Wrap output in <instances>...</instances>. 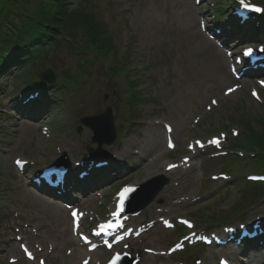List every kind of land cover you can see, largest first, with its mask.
<instances>
[{"label":"rangeland","instance_id":"1","mask_svg":"<svg viewBox=\"0 0 264 264\" xmlns=\"http://www.w3.org/2000/svg\"><path fill=\"white\" fill-rule=\"evenodd\" d=\"M28 1L32 8L35 7L36 0ZM91 1L106 27L117 33L114 37L116 60L120 64L126 62L127 78L136 80L138 89L126 91L123 76L113 82L106 76L107 66L96 63L88 78L80 76L76 86L65 85L53 92L48 97L49 110L41 118L32 119L18 112V98L27 85L16 84V73L0 76L3 86L0 88V264H40L42 258L47 262L56 253L64 257L63 264H81L82 260L89 259L90 264L109 261L112 253L104 249L91 254L86 248L79 247L77 238L70 234L71 219L65 203L32 185L36 171L50 166L64 154L75 168L84 155H88V148H96L92 131L81 125L80 119L97 116L107 108L112 109L116 140L112 145L103 144L102 150L110 158L108 165L116 172L110 181H102L94 191L75 194V203L85 214L82 229L89 231L97 223L109 219L116 208L120 190L138 186L167 172L163 176L170 184L142 216L132 218L134 228L151 222L156 223L155 228L133 241L131 248L122 245L118 253L131 258L138 256L137 264H196L200 260L218 264L220 257L229 258L233 264H260L257 259H264V250L242 257L243 249L192 247L186 243L183 252L173 256L167 254L182 238L180 231L184 236L190 233L176 223L179 218L193 222L194 230L206 235L222 233L223 225L212 222L218 213L231 216L233 219L227 225L232 227L259 219L264 225V200H241L247 177L264 172L253 169V162L248 157L239 167L234 158L235 151L228 149L243 133V128L232 122L233 118L247 114L252 118V127L259 130L255 119L259 114L264 115V87L260 83L264 82V71L256 73L254 82L235 80L230 66L235 64L244 47L256 44H249L242 35L228 30L229 35L223 34L219 40L224 42V51L211 36L217 35L215 27L228 21L224 18L217 24L213 12L223 8L228 17L231 2ZM252 3L264 8L260 2ZM202 23L209 28V35L204 33ZM261 41L264 43V39ZM207 43H212L225 60V69L233 83L220 84L213 65L215 59ZM227 51L233 54V59L227 58ZM52 60L53 67L45 66L41 70L51 69L57 76L55 84H46L47 87L57 85L63 72L74 67L76 57L62 51ZM232 88L234 91L227 94ZM134 93L143 101H133L130 95ZM133 112L137 113L136 123L130 124L127 117ZM164 124L173 130L178 125L184 126L182 136L177 140L173 137L176 144L173 152L166 147ZM158 134L161 135L162 150L153 152L152 159L150 153L139 154L142 145L151 136L156 139ZM217 140L219 143H215ZM219 147H224L221 155L216 153ZM15 160L27 162L23 172L16 169ZM172 166H176V170L168 172L167 168ZM84 167L89 168L87 164ZM253 193L250 189L246 195ZM57 208L63 212L55 219ZM65 213H68V225H62ZM159 221H170L175 227L165 229ZM65 230L72 238V245L63 243ZM20 244H25L36 254L33 262L24 259L18 248Z\"/></svg>","mask_w":264,"mask_h":264},{"label":"trees","instance_id":"2","mask_svg":"<svg viewBox=\"0 0 264 264\" xmlns=\"http://www.w3.org/2000/svg\"><path fill=\"white\" fill-rule=\"evenodd\" d=\"M264 5V0H251ZM31 7L28 0H2L0 2V76L17 74L16 84L23 83L42 93L41 99L27 109L36 113L48 110L53 92L65 85L76 86L80 76L88 78L96 63L106 67V76L113 82L119 77L126 79V91L138 89L136 80L130 81L127 65L115 57L114 37L116 32L108 29L99 16L97 7L90 0H36ZM223 16L224 10H220ZM234 27H238L232 24ZM248 39H264V14L253 24L247 25ZM65 51L76 57L73 68H68L58 79L57 85L47 87L38 81V72L45 66L53 67V58ZM115 57V58H114ZM60 87V88H59ZM0 88L3 86L0 84ZM130 95L133 101H143L137 94ZM137 113H129V123H136ZM1 118V112H0ZM259 130L252 127V118L247 114L233 118L232 122L243 128V133L233 141L230 149L251 156L253 168L264 172V115L255 119ZM241 159L236 158L239 167ZM261 171V172H262ZM241 200L257 202L264 199V185L244 183ZM252 189V196L246 193ZM196 217H200L196 216ZM231 216L217 214L214 223L228 222Z\"/></svg>","mask_w":264,"mask_h":264},{"label":"water","instance_id":"3","mask_svg":"<svg viewBox=\"0 0 264 264\" xmlns=\"http://www.w3.org/2000/svg\"><path fill=\"white\" fill-rule=\"evenodd\" d=\"M39 79L49 85L54 84L56 81V77L51 70L42 72ZM81 124L93 131L94 136L92 142L98 145L96 150L88 149L90 160L93 162H103L107 160L106 153L102 150V145H112L116 140V131L111 108H107L105 112L98 116L82 119ZM66 161L64 157L56 162L55 165L60 168H65ZM167 183L168 180L165 178H157L145 185L133 189L127 198V208H129L132 213L141 211L155 199ZM132 205L134 206L131 207ZM118 264H131V261L123 257Z\"/></svg>","mask_w":264,"mask_h":264},{"label":"bare ground","instance_id":"4","mask_svg":"<svg viewBox=\"0 0 264 264\" xmlns=\"http://www.w3.org/2000/svg\"><path fill=\"white\" fill-rule=\"evenodd\" d=\"M206 45L208 46L210 51H212V55H213V57L215 59V62L213 63V65L215 66V71H216L217 77L220 80V84L221 85H228V84L233 83L232 77L230 76V74H228V72L225 69V60L222 58V56H220L217 53V51L215 50V47L213 46L212 43H207ZM247 59H246V61H247ZM232 87H234V86H232ZM183 133H184V126L178 125V126H176V129L173 130V133H172L171 137L172 138L174 137L177 140V139H179L182 136ZM160 139H161V135L160 134H158L156 139H153L152 136H151V139L145 145H142V147L140 148L139 154L140 153L141 154L142 153H144V154H149L150 153L149 158L152 159L154 157V155H155V153H153V152H157V151H161L162 150L161 145H160ZM151 152H152V155H151ZM154 161H155V159L152 160V162H154ZM161 174L162 175H166L167 172L166 173H161ZM151 175H153V174H149V176H151ZM62 212L63 211H61L60 209L57 208L55 219H57L58 216ZM68 221H69L68 213H65L64 214V220L62 221V225H68L67 224ZM69 235L70 234H69L68 230H65L64 235H63V237H64L63 243L72 245L73 241H72V239H71V237ZM143 258H144V256L142 255L141 259H143ZM260 259H261V257H259V260ZM83 261L84 260H82V262ZM148 262H149V260H148ZM47 263L48 264H63L64 263V257L59 255V253H56L53 258H50L47 261ZM73 264H77V263H73ZM93 264H101V262L100 263H93Z\"/></svg>","mask_w":264,"mask_h":264},{"label":"snow or ice","instance_id":"5","mask_svg":"<svg viewBox=\"0 0 264 264\" xmlns=\"http://www.w3.org/2000/svg\"><path fill=\"white\" fill-rule=\"evenodd\" d=\"M240 3H241V4H244V0H240ZM244 6H245V7H248V5H246V4H244ZM256 10H257V11H261V9H259V8H257ZM261 51H264V49H261ZM250 53H251V49H249L248 52L245 53V54H246V55H249ZM262 83H264V82H262ZM231 91H233V89H229V92H231ZM253 95H256V93L254 92ZM212 103L215 104L216 101H212ZM169 131H171L170 128H169ZM215 143H219V141L217 140V141H215ZM170 146H171V145H170ZM201 146H203V145H201ZM17 163H21V162H20V161H17ZM125 191H127V189H126ZM73 215L75 216V215H77V213H73ZM108 227H111V225H109ZM108 246L111 247V244H109ZM177 247H179V245H177ZM28 255L31 257V253H28ZM120 258H121L120 255L117 254L116 259L119 260Z\"/></svg>","mask_w":264,"mask_h":264}]
</instances>
